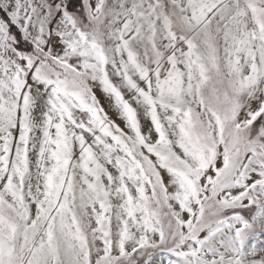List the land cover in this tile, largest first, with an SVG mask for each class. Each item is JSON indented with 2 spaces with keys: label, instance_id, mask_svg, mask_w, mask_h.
<instances>
[{
  "label": "snow or ice",
  "instance_id": "6c2138e0",
  "mask_svg": "<svg viewBox=\"0 0 264 264\" xmlns=\"http://www.w3.org/2000/svg\"><path fill=\"white\" fill-rule=\"evenodd\" d=\"M158 254L264 264V0H0V264Z\"/></svg>",
  "mask_w": 264,
  "mask_h": 264
},
{
  "label": "rangeland",
  "instance_id": "374dc122",
  "mask_svg": "<svg viewBox=\"0 0 264 264\" xmlns=\"http://www.w3.org/2000/svg\"><path fill=\"white\" fill-rule=\"evenodd\" d=\"M99 98L101 99L102 105L107 110L108 109V102H107L106 98H104L103 96H100ZM109 114L113 115V118H115L114 114L111 111H109ZM117 122L120 123V121H117ZM121 126H123V125L121 124ZM155 260H156V264H168V257L165 254H158L155 257Z\"/></svg>",
  "mask_w": 264,
  "mask_h": 264
}]
</instances>
